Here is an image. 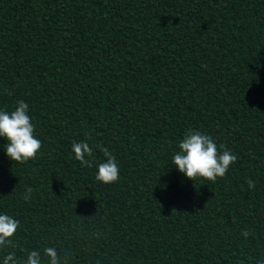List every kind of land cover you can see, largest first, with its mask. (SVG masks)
I'll return each mask as SVG.
<instances>
[{"label":"trees","instance_id":"1","mask_svg":"<svg viewBox=\"0 0 264 264\" xmlns=\"http://www.w3.org/2000/svg\"><path fill=\"white\" fill-rule=\"evenodd\" d=\"M19 101L42 147L17 163L0 137V214L21 225L0 264L264 261V0H0V111ZM190 129L237 155L224 178L172 165Z\"/></svg>","mask_w":264,"mask_h":264},{"label":"clouds","instance_id":"2","mask_svg":"<svg viewBox=\"0 0 264 264\" xmlns=\"http://www.w3.org/2000/svg\"><path fill=\"white\" fill-rule=\"evenodd\" d=\"M29 106L24 101H19L11 112L0 111V137L8 141L6 154L11 161L25 163L35 159L42 147V142L34 135L35 128L31 121ZM106 160L99 163L95 179L104 184H113L118 181L120 170L115 157L103 146ZM179 151L172 158V165L178 168L189 180L195 182L197 177L216 182L217 178H224L230 165L237 161V155L229 150L218 151L213 138L200 131L188 130L184 138L178 143ZM223 148V145H221ZM72 151L75 159L83 167H91L92 164L86 157H91L93 149L87 142H73ZM248 187L254 188L252 179L246 181ZM33 189L26 187L22 198L28 201L32 198ZM21 227L20 222L7 214H0V249L13 247V237ZM248 238L251 233L247 230L241 233ZM26 251V250H22ZM44 255L49 258V264H60L59 255L55 248L46 247ZM41 253L38 250L27 252L24 264H41ZM3 264H17L14 252H9L3 259ZM264 264V261H261Z\"/></svg>","mask_w":264,"mask_h":264}]
</instances>
